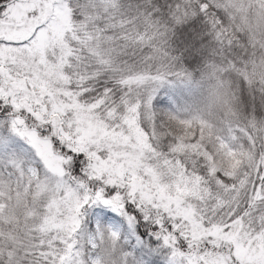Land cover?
Segmentation results:
<instances>
[{
	"label": "snow or ice",
	"instance_id": "obj_1",
	"mask_svg": "<svg viewBox=\"0 0 264 264\" xmlns=\"http://www.w3.org/2000/svg\"><path fill=\"white\" fill-rule=\"evenodd\" d=\"M0 264H264V0H0Z\"/></svg>",
	"mask_w": 264,
	"mask_h": 264
}]
</instances>
